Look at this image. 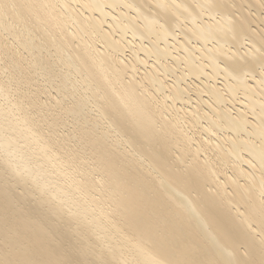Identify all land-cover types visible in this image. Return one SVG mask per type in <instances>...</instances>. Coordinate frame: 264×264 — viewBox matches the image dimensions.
<instances>
[{
    "label": "bare ground",
    "instance_id": "obj_1",
    "mask_svg": "<svg viewBox=\"0 0 264 264\" xmlns=\"http://www.w3.org/2000/svg\"><path fill=\"white\" fill-rule=\"evenodd\" d=\"M0 264H264V0H0Z\"/></svg>",
    "mask_w": 264,
    "mask_h": 264
}]
</instances>
